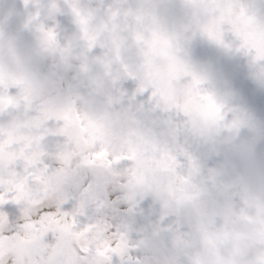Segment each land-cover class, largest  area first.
Returning <instances> with one entry per match:
<instances>
[{
  "label": "clouds",
  "instance_id": "1",
  "mask_svg": "<svg viewBox=\"0 0 264 264\" xmlns=\"http://www.w3.org/2000/svg\"><path fill=\"white\" fill-rule=\"evenodd\" d=\"M0 264H264V0H0Z\"/></svg>",
  "mask_w": 264,
  "mask_h": 264
}]
</instances>
